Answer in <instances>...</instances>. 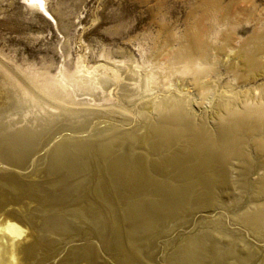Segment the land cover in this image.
<instances>
[{
    "label": "rangeland",
    "instance_id": "rangeland-1",
    "mask_svg": "<svg viewBox=\"0 0 264 264\" xmlns=\"http://www.w3.org/2000/svg\"><path fill=\"white\" fill-rule=\"evenodd\" d=\"M49 5L58 24L24 0H0V60L13 70L33 65L59 79L64 65L85 70L81 74L92 80L63 83L80 99L101 93L93 77L105 63L162 71L200 34L213 65L205 80L213 87L205 100L194 96L193 130L168 140L157 130L163 116H69L65 106L46 99L22 100L0 118V198H12L6 209L27 221L29 238L47 246L54 260L82 258L85 264H264V148L256 144V132L235 130L233 117L222 119L206 103L216 89L238 93L241 109L264 100V0ZM251 52L256 66L246 61ZM170 78L169 88L177 90L181 78Z\"/></svg>",
    "mask_w": 264,
    "mask_h": 264
},
{
    "label": "bare ground",
    "instance_id": "bare-ground-1",
    "mask_svg": "<svg viewBox=\"0 0 264 264\" xmlns=\"http://www.w3.org/2000/svg\"><path fill=\"white\" fill-rule=\"evenodd\" d=\"M24 3L25 4L28 3L32 6H34L37 10L50 15L54 19L55 23L58 24L56 17L53 15V13L51 11V8L49 5V0H24ZM193 42L194 43L191 44L190 46L188 45V49H186V52L185 51H178L177 53H175L174 56L172 57L171 61L169 62V65L167 64L168 66H166L164 69H162V71L160 70L158 72H155V70L153 69V71L151 70L152 71L151 73L150 72L145 73V71L143 72V70L140 69L137 64L135 65V68H133L130 65L124 66V67H119V65H117V64L109 65V64L105 63L103 68H101V71H102L101 74L98 75L96 73L97 75L93 77V79H94L93 85L101 93H91L89 95V97L83 96L80 99L77 98L76 96H73L76 93L73 92L75 94L72 95L71 92L67 89V85H65L63 83H65L69 79H72V80L74 79L77 83L83 84L86 81V77L90 78V80H92L91 77L84 76L83 74H81L85 70H80L79 68L74 69V67H72V66H71V68H73V69H71L69 65H64L61 68H59V70H58L60 73L59 77L61 76V78H62V79L60 78L61 79L60 80L57 76L52 74L51 71L48 70L47 68L42 69V68H39L37 66L30 65L27 67L26 70L21 69V70L15 71L10 66L11 63L9 64V63L4 62L3 60H0V118L7 116L11 112H13L15 109L17 110L18 107L20 106V104H21L20 102L22 100L29 98V99H33L36 102H39L43 99H46V100H49L53 106H56V107L65 106L67 108V110L71 113V114H69V116H71L73 113H75V114L76 113H78V114H80V113L84 114L85 113V114H98V118H99V114H100V116L102 115V116H109L110 117V116H113L114 114L118 115V114H125L126 113V115H127L128 113H133V112L138 113L140 118H143V116H141V115H148V114H153L156 116L157 115L163 116L165 118L164 122L162 123L163 125L159 126V127L157 126L158 127L157 130L159 132V136H161V139L164 138V139L168 140L171 138L173 139V137H175V136L187 135L186 133L193 130L192 129L193 126H191L190 124L194 123V122L189 123L188 120L190 119V121H191V117L195 116V114H196V110L193 107L195 94H197V96L199 95L202 100L203 99L205 100V96L207 94L206 92H208V90H210V88L213 87V82H211L210 80H205V78L207 76H210V73H212V71H213V65L210 63V61L208 59L209 58V56H208L209 55L208 42L200 34H195V38H194ZM197 52H198L199 56H196ZM155 55L157 58H159L160 52L158 51V53H156ZM246 58H247L246 61H248V63L251 66L257 65V56L255 53H252V52L248 53L246 55ZM135 62H136V60H135ZM144 69H146V68H144ZM84 73H86V72H84ZM172 75L173 76L175 75L177 78L179 77L182 80V82L179 84L180 87H178L177 90H171L172 88L171 89L169 88V86H171V85H170V83H168L169 80H167V79L170 78ZM165 78H167V79L165 80ZM162 83H164V85ZM161 85H163V86H161ZM159 90L161 92H158ZM86 91H88V90H86ZM208 93H210V92H208ZM237 94H230V93H227L224 91H219V89L218 90L216 89V92L212 95L213 97L211 96L212 100H210V98H209V100L206 103H208V107L211 108V111L212 110L216 111L215 113L220 115L222 117V119H223V117H227V116H230L231 118L233 117L235 122H236L235 123L236 126H234V125H232V126L236 127L235 130L238 129L240 131V130H242L241 128H245V129L249 128L252 132H254V133L256 132V135L254 136L255 142L260 148H264V133H262V130L264 129V100L262 99L261 101H258V102L257 101L256 102L255 101L254 102H248L246 105H244V108L241 109V107L238 106L240 97ZM86 96H87V94H86ZM206 98H207V96H206ZM31 103H33V102H31ZM203 103H204V101H203ZM36 106H37V104H36ZM61 111H63V110L61 109ZM19 116H21V115H19ZM80 117H81V115H80ZM128 117H129V115H128ZM151 117H153V116H151ZM144 119H145V117H144ZM228 119H225V122ZM5 120H6V118H5ZM156 120H158L157 117H156ZM192 120H194V119H192ZM11 121H13V120H11ZM162 121H163V119H162ZM1 122L3 123V121H1ZM148 122H149V120H148ZM156 122L158 123V121H156ZM232 122L233 121H231V122L229 121V123H232ZM152 123L155 124V121H153ZM199 123H201V122H199ZM146 124L147 123H145V125ZM196 124H197V120H196V123L194 125L196 126ZM25 125H26V123H25ZM137 125H139V124H137ZM140 126H142V125H140ZM28 127H29V125H28ZM220 127H219V129H221ZM148 128H145V129H148ZM1 129L4 130V128H1ZM15 129H16V127H15ZM24 129H25V127H24ZM29 129H31V128H29ZM29 129H27V131ZM149 129H148V131H149ZM152 129H153V127H152ZM195 129L196 128H194V130ZM197 129H199V128L197 127ZM122 130L123 129H121V131ZM136 130H139V129H137V127H136ZM205 130H206V128H205ZM212 130L213 129H211V131ZM143 131H145V130H143ZM202 131H204V130H202ZM202 131L199 130V132H202ZM211 131H209V132L211 133ZM213 131H215V129ZM5 132H6V130H5ZM119 132H120V130H119ZM122 132L124 133L125 130ZM122 132H120V133H122ZM17 133H19V132H17ZM153 133H154V131H153ZM155 133H156V131H155ZM194 133L196 134V132H194ZM218 133H217V135L214 133L216 135V137L218 136ZM22 135H24L23 131H22ZM19 136L21 137V135H19ZM145 136H146V134L144 135V138L146 139L147 137H145ZM208 136H209V134H208ZM240 136L241 135H239L238 138L241 139ZM150 137H149V139H150ZM187 137H186V139H187ZM12 138H14V137H12ZM22 138H25V137H22ZM188 138L191 141L190 137H188ZM10 139H7V141ZM192 139H193V136H192ZM224 139H225V137H224ZM236 139H237V136L233 140H236ZM242 139H244V138H242ZM242 139H241V143H242ZM60 140H61V138H60ZM197 140H194V142ZM205 140H207V139H205ZM228 140H229V138H228ZM233 140L231 139L230 141L232 142ZM201 141H202V139H201ZM210 141H212V140H210ZM4 142L5 141H3V143ZM208 142H209V140L207 141V143ZM224 142L227 143L226 140ZM220 143L221 142H219V144H217V145H220ZM30 144H28V145H30ZM204 144H206V142ZM11 145H13V144H11ZM67 145H69V143H67ZM212 145H214V142ZM221 145H222V143H221ZM205 146H203V147H205ZM208 146H210V145H208ZM229 146H231V145H229ZM239 146H240V143H239ZM14 147H17V146L15 145ZM52 147H54V146H52ZM214 147H216V143H215ZM224 148L227 149L226 147H224ZM233 148H235V147H233ZM236 148H237V146H236ZM236 148H235V150H236ZM229 149H230V147H229ZM239 149H242V146ZM239 149H237V150H239ZM16 150H17V148H16ZM231 150H233V149H231ZM229 152H230V150H229ZM241 152H242V150H241ZM233 154H234V152H233ZM15 185L12 183V185H10V186L15 187ZM1 199H3V201H1ZM11 199L12 198L9 196L0 198V212L2 214V218L0 217V264H85V262H83L84 259L82 261V258L81 259H79V258L78 259L77 258L70 259L71 257H69L67 259L65 257V258L60 259V260H54L55 258L53 257V253L50 251V249L47 246H44L43 243L41 244V241H37L36 237L30 239L29 233L23 227V225H25L27 221L24 218H21L20 216L17 217L16 216L17 213L15 214L14 210L6 209V207L9 206L10 203H12ZM28 227H31V226H28ZM28 227H27V229H28ZM34 234L37 236V231H34ZM30 235H31V233H30ZM78 245H80V244H78ZM71 248H73V247H71ZM76 251L77 250H75V252ZM81 251L84 254L86 250L83 249ZM73 254H74V249L72 251V254H70V255H73ZM86 254H87V252H86ZM87 256H88V254H87ZM55 257H57V256H55ZM79 257H81V256H79Z\"/></svg>",
    "mask_w": 264,
    "mask_h": 264
}]
</instances>
